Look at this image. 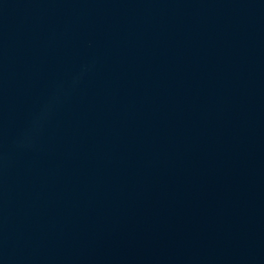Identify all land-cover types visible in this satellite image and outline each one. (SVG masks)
<instances>
[{
  "label": "water",
  "instance_id": "1",
  "mask_svg": "<svg viewBox=\"0 0 264 264\" xmlns=\"http://www.w3.org/2000/svg\"><path fill=\"white\" fill-rule=\"evenodd\" d=\"M0 264H264V0H0Z\"/></svg>",
  "mask_w": 264,
  "mask_h": 264
}]
</instances>
